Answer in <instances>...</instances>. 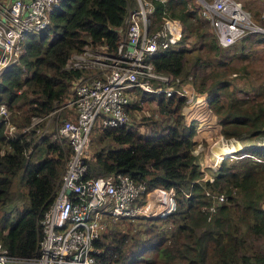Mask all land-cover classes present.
Here are the masks:
<instances>
[{"label":"trees","instance_id":"obj_1","mask_svg":"<svg viewBox=\"0 0 264 264\" xmlns=\"http://www.w3.org/2000/svg\"><path fill=\"white\" fill-rule=\"evenodd\" d=\"M189 1H168V14L182 22L184 35L158 50L152 62L172 76L171 85L188 82L204 93L222 135L243 145L223 155L245 152L230 165L222 161L213 181L203 178L194 153L196 122L185 119L184 97L134 89L128 123L93 129L84 178L123 173L146 190L172 187L174 205L165 216L109 218L96 241L95 264H264V71L236 63L245 57L247 40L264 42V33H248L222 47L202 29ZM135 3L60 0L47 27L23 40L19 63L0 74V104L9 107L16 127L8 137L0 122V242L16 258L9 264H28L24 260L36 254L39 219L70 152L45 131L44 121L25 127L33 117L53 112L72 80L87 71L66 67L74 53L87 45L116 50ZM162 10L155 2L158 18ZM242 70L247 79L241 84ZM206 191L225 195L213 212L207 210Z\"/></svg>","mask_w":264,"mask_h":264},{"label":"built area","instance_id":"obj_2","mask_svg":"<svg viewBox=\"0 0 264 264\" xmlns=\"http://www.w3.org/2000/svg\"><path fill=\"white\" fill-rule=\"evenodd\" d=\"M135 1L136 4L128 8L125 27L114 52L105 45L90 49H87V45L84 50L74 53L66 63L68 68L95 72L73 79L67 99L57 106L71 110L69 116L61 120L57 136L54 137L58 141L63 137L70 152L54 198L39 219L41 234L36 254L24 260L28 264H95L100 251L96 241L109 218L159 217L172 209V187L146 190L143 183H136L123 173L84 178L93 129L128 123L126 107L133 98L134 89L184 97L185 119L187 122L197 121L196 135L204 130L213 131V124L209 122L212 118L211 108L204 94L198 93L188 82L179 87L171 85L172 76L157 71L152 62L158 50L176 45L183 38L180 20L168 14L169 0ZM59 2L6 1L0 9V74L8 66L19 63L23 40L47 27L50 13ZM155 2L163 4L159 18L155 14ZM197 2L201 15L209 20L220 46L231 45L248 33H264V24L256 22L236 0ZM175 80L178 81V78ZM53 112L33 117L25 129L45 121ZM9 116V107L0 104V122L5 123L6 135L12 137L16 127L10 123ZM216 128H219L218 124ZM216 133H220V128ZM203 139L207 140L204 136L197 139L194 152L200 161L203 178L213 181V175L209 174L207 168L217 170L223 159L212 145L202 156L197 154L203 149ZM155 192L158 195H153ZM143 195L145 202L140 203ZM206 195L210 199L209 212H213L225 200L223 193L206 191ZM154 203L159 209L147 212L148 208H154ZM14 260L16 258L9 255L0 242V264H9Z\"/></svg>","mask_w":264,"mask_h":264},{"label":"rangeland","instance_id":"obj_3","mask_svg":"<svg viewBox=\"0 0 264 264\" xmlns=\"http://www.w3.org/2000/svg\"><path fill=\"white\" fill-rule=\"evenodd\" d=\"M6 1L7 0H0V9L3 8ZM236 1H238L242 4L243 8L246 9L250 13L251 17L256 22H258L260 24H264V0H236ZM188 7L191 10H196L197 17L199 18L201 25H202L201 26L202 29L206 28V30L209 33L214 34V31L212 29V26H211L209 20H207L206 18H204L201 15L200 6H199L197 0H190L188 2ZM181 24H182V22H181ZM182 28H183V35H184L183 24H182ZM255 41L256 40H254V41L251 40L249 42L247 40L246 44L244 45L245 57L243 56V58L241 60H236V63L238 65H240L241 63H246V64L251 63L252 65H254L257 68L262 67L261 70L264 71V42H255ZM192 43H193V38H189V46H192L193 45ZM92 47L93 46L88 45L87 49H90ZM251 66H247V68H250ZM84 70H87L83 73L85 75L86 74H92L95 72V71L90 70V69H84ZM249 70H251V69H249ZM239 77L240 78L242 77L241 78L242 81L240 83L241 84L245 83V81L247 79V78H245L246 77V71H244V70L239 71ZM69 93H70V88H69ZM134 95L132 94V96H134ZM66 99H67V97L65 98V100ZM70 112H71V110H69L67 107H63V108L57 107L54 110V112L47 119H45V121H44L45 131L47 133H53L52 138L55 137V135L57 133V128L61 124V120L64 118H67L69 116ZM198 112H199V114H204V112H202V111H198ZM211 113H212V118L209 120V122L211 124H213V127H212L213 131L210 132V131L204 130L200 135H196V132L194 134V139H196L195 140L196 144H197V139L200 140V137L204 136L207 139V140L203 139L201 141V143H202L201 145H202L203 149L200 150L199 152H197V154H201V156H202V154L205 151H207L208 147L210 145H212V146H214L213 148L215 151H217V150L219 151V156L222 157V159H223L222 161H225L227 165L228 164L230 165L233 162V159H235V157L242 155L245 151H242V152L236 151V152H233V153L228 154V155H223L221 149H223L226 146H229V147H233V146L241 147L242 146L243 147V145L239 140H237L235 138L224 137L221 133L220 125L216 121V118H215V115H214L212 109H211ZM147 114H149V113H147ZM129 118H130V115H129ZM195 122L197 123V121H195ZM216 123L219 125L220 133H216L217 131H219V128H216V130H215V126L217 127ZM55 127H56V129H55ZM144 129H145L144 127H141L142 131H144ZM60 141H61V143L64 142L67 145V142L65 141V139L63 137H60ZM263 142H264V138H263ZM194 149H195V147H194ZM232 149H234V148H232ZM90 152H91V149H90ZM197 158H198V156H197ZM201 159L202 158L200 157V160ZM207 170H208L210 175L215 174V171H216V170H211L208 168H207ZM153 195H158V194H157V192H155ZM262 206L264 207V201L262 203ZM154 208H157L156 203H154ZM152 211H153V208H148V210H147V212H152Z\"/></svg>","mask_w":264,"mask_h":264},{"label":"bare ground","instance_id":"obj_4","mask_svg":"<svg viewBox=\"0 0 264 264\" xmlns=\"http://www.w3.org/2000/svg\"><path fill=\"white\" fill-rule=\"evenodd\" d=\"M231 146V145H230ZM234 148V149H232ZM240 148L242 147H229V146H226L224 147L223 149H221L222 153H227V152H232V151H235V150H239ZM159 208H153L154 211L158 210Z\"/></svg>","mask_w":264,"mask_h":264},{"label":"water","instance_id":"obj_5","mask_svg":"<svg viewBox=\"0 0 264 264\" xmlns=\"http://www.w3.org/2000/svg\"><path fill=\"white\" fill-rule=\"evenodd\" d=\"M152 218H155V216H152Z\"/></svg>","mask_w":264,"mask_h":264},{"label":"clouds","instance_id":"obj_6","mask_svg":"<svg viewBox=\"0 0 264 264\" xmlns=\"http://www.w3.org/2000/svg\"><path fill=\"white\" fill-rule=\"evenodd\" d=\"M149 218H152V217H149Z\"/></svg>","mask_w":264,"mask_h":264}]
</instances>
